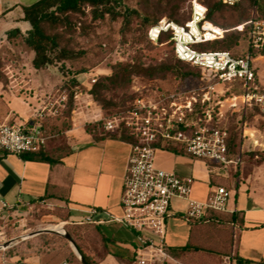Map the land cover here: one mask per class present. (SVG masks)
Listing matches in <instances>:
<instances>
[{
    "label": "built area",
    "instance_id": "1",
    "mask_svg": "<svg viewBox=\"0 0 264 264\" xmlns=\"http://www.w3.org/2000/svg\"><path fill=\"white\" fill-rule=\"evenodd\" d=\"M212 1L235 6L246 0ZM248 1L250 18L234 27H223L209 20L210 7L206 0H189L190 17L183 23L162 17L150 27L151 41L157 43L163 33L169 34L176 57L200 70L203 84L198 88L139 95L125 110L110 116L103 114L89 91L74 93L75 119L101 122L104 131L125 129L129 134L131 153L121 198L123 214L109 219L123 222L136 233L132 264H166L171 258L166 237L168 218L174 214L172 201L175 197L187 198L193 191L194 178L160 167L156 162L157 151H175L179 145L194 158L217 161L224 169L232 165L236 171L242 163L243 147L230 157L229 131L218 125L227 113L240 114L241 140L249 137L254 145L260 144L253 123L246 117L256 111L254 118L264 120V83L259 81L255 65V61L264 60V0ZM233 30L245 32L248 46L243 55L230 50L194 48L223 39ZM97 78L98 73H94L89 85ZM67 98L64 93L55 102H45L32 117L0 123V152L22 155L44 150L49 135L40 119L46 110L57 112L55 104L63 106ZM229 196L228 188L218 185L209 192L206 201L190 199L182 216L187 221L202 220L209 209L228 211ZM90 212L94 214L97 210ZM224 258L226 264H238L234 252Z\"/></svg>",
    "mask_w": 264,
    "mask_h": 264
},
{
    "label": "crops",
    "instance_id": "2",
    "mask_svg": "<svg viewBox=\"0 0 264 264\" xmlns=\"http://www.w3.org/2000/svg\"><path fill=\"white\" fill-rule=\"evenodd\" d=\"M37 1L39 0H0V47L9 44V29L19 27L26 31L30 28V22L23 19L24 9ZM35 70L39 74L34 79L33 87H38L36 93L40 97L37 99L26 96V100L36 104L35 110H38L46 98L43 92L52 86L53 79L45 72L47 68ZM9 96V93L0 94V123L31 117V114L22 113L27 112V101ZM113 133L115 132L110 136L101 133L95 138L81 126L68 130V146L71 151L55 163L0 152V209L25 208L27 205H34L33 200L47 196L49 202H40V206L59 207L69 214L71 218L61 220L62 225L69 223L75 226V236L82 247L92 245L91 248L96 253H87L97 264H125L117 256L128 259L129 264H132L137 244L136 233L123 222L109 219L110 216L123 214L121 198L131 153L130 143ZM157 164L188 175L179 169L177 163L171 166L159 162ZM262 170L260 165L247 168L241 163L240 177H234L232 183L236 190L230 192V206L228 211H224H237L240 216L241 227L235 226V237L229 252H234L238 264H264V192L258 190V186L264 184ZM206 177L208 176L205 179ZM245 184L247 188L242 190ZM203 185L197 182L189 197L173 199L174 214L167 221L168 247L184 246L189 241L191 226L187 225L186 219H180L175 213H184L190 199L206 201L209 187L203 193ZM92 209L97 212L92 214ZM55 217L58 218L57 215ZM28 262L40 264L41 257L32 256L28 258Z\"/></svg>",
    "mask_w": 264,
    "mask_h": 264
},
{
    "label": "rangeland",
    "instance_id": "3",
    "mask_svg": "<svg viewBox=\"0 0 264 264\" xmlns=\"http://www.w3.org/2000/svg\"><path fill=\"white\" fill-rule=\"evenodd\" d=\"M208 2L210 5L213 4L212 0H208ZM123 3L127 7H135L139 9V11L143 15H148L151 18H153L157 14L156 11H164V5L161 4L159 0H123ZM219 6L220 7L212 14L213 19L209 17L208 19L223 27H234L240 24L242 18L245 20L250 18L252 13L251 7L248 4H244L242 6L241 4H238L236 7L226 5ZM178 11L181 21L187 19L190 14L189 0L182 2ZM161 16L165 17L166 15L162 14ZM73 21L77 22V28L72 31V34L65 33L66 36L64 38V41H66V43L70 47H72L75 52L78 53V65H72L71 69L70 67H68V65L70 64L67 63H64L63 67L60 66V63L47 67V70H45V72L51 76L53 82L52 86L43 92V96L46 98L44 99L45 101L40 105L43 106L45 102H55L56 99H58L62 94L72 92V109L67 118H65L66 121L70 123L71 129L75 127L78 128L80 126L86 128L88 125L96 124L98 125V130L104 131L101 122L92 123L86 120H79L74 118L76 117V114L73 111L76 106L74 93L76 90L90 92V77L94 73H98V77L100 75H106L110 72L111 63L140 58L141 61L145 64H155L160 63L165 59H171L174 64L178 65L179 69L185 70L189 68V65L187 63L180 64L177 62V59L174 56L169 44H156L145 37L142 31H138L135 34L136 36H134L131 31L133 28L138 26V23L135 20L133 21L130 29L125 32V35L122 34L121 31L122 19L118 18L116 20H113L108 15H106L103 19H93L89 12V7L85 8L84 14L74 15ZM237 32L239 31L233 30L229 33ZM239 38V45L235 47L234 50L236 52L242 53L247 48L248 43L246 37L243 34L240 35ZM194 48L200 51L210 48V46L196 45L194 46ZM0 55L4 58V72L7 77V80L5 82L0 81V94L2 93V95H4L5 93H9V97H16L21 101H27L25 103L27 112L22 111V113L31 114L32 117L36 111L35 108H37V105H33V103L28 102L26 98H31V96H34L38 99L40 97L36 93L38 87H33L34 79H36L37 74H39V71L35 70L36 68H34L31 63L33 53L29 51L25 47V45L19 43L15 46L7 44L0 47ZM255 65L257 67L256 71L258 79L261 83H264V60L259 59L255 61ZM82 66L85 67L86 73L77 76L82 82L78 83L77 85H72L71 75L77 74V71ZM195 68L197 69V67ZM202 84L203 81L195 75L180 78L176 77L172 73H168L164 78L153 79L136 76L133 78L129 87L111 90L106 93V96L111 97L114 102L127 105L130 102L133 94L155 96L167 89H195ZM91 98H93L96 104L101 107V105L95 100L94 97ZM55 107L58 108L57 112H50L49 110H46V114L40 119L44 126H46V124L53 126L55 118H60L62 117V115L66 114L65 111L67 109V106H61L56 103ZM223 108L225 109V107ZM102 112L104 115H106L103 109ZM228 116L226 118H223L222 121L218 123V125L224 126L225 122L231 123L232 118H229ZM15 121L19 122L20 119L16 118ZM252 123L253 128L256 131V137L259 140L260 144L254 145L253 140L249 137L241 140L239 128L240 143L237 147V153L239 152L240 148L243 147L242 164L247 168L254 165H260L261 167H263L262 171L264 173V121L261 120V118H257L254 119ZM117 131H105V134L110 136L112 132ZM46 133L49 135V139L47 142L48 146L53 143L54 139H59V142L63 141L66 145H68L70 137V135L67 134L68 130H64L62 133L52 132L51 134H49L46 130ZM250 149H253L254 154L249 152ZM156 160L157 162L165 166H171L177 163L179 169H181L185 173H188V175L194 178V184L197 182L204 184L201 187L203 193L205 192L207 187H209L208 192H210L218 186L216 184H208L210 183L211 175L213 174L222 176L229 180V192L236 190L235 186L232 187L233 178L235 177V170L232 165L224 169L217 161L194 158L193 156L183 151V149L179 145L176 146L175 151H157ZM175 172L183 174L178 170H175ZM205 176H208L206 177L207 181L205 179ZM242 187V190L246 189L247 184ZM258 188L259 191L264 192V184L258 186ZM228 206H230V202L228 203ZM52 211H55L54 208H49L47 206L35 207L32 204L27 205L25 208L15 207L0 209V244L11 239H16L36 229L47 227L50 224L62 225L63 221L55 217ZM178 217L182 220H185L183 216ZM187 225L190 227V222H188ZM70 226L71 224L69 223H65L64 225V229L69 233ZM63 238L66 239L65 237ZM208 240L209 239L204 240L205 244H212L211 240ZM23 241H20L19 243L11 246L15 248H12L10 250L8 249L11 247L0 249V264H4L6 261L9 264H12L16 263L17 261L22 262L23 260L29 263L28 258L32 256L25 258L22 257L21 243ZM58 241H60L61 243L63 242L62 240L57 239L56 243H58ZM67 243L69 244L68 241ZM17 245L19 246L16 248ZM91 246V244L84 245L82 249L86 253L94 252ZM15 252H17V254H15ZM96 257L99 258L98 255H96ZM68 261L70 262V264H84L76 254L69 257ZM166 264H226V262L224 257L222 258L216 253L212 254L206 251H201L189 253L185 256L183 263L176 262L172 258H168Z\"/></svg>",
    "mask_w": 264,
    "mask_h": 264
},
{
    "label": "trees",
    "instance_id": "4",
    "mask_svg": "<svg viewBox=\"0 0 264 264\" xmlns=\"http://www.w3.org/2000/svg\"><path fill=\"white\" fill-rule=\"evenodd\" d=\"M152 1V0H150ZM164 6V11H156V15L151 18L148 15H143L139 9L135 7H127L124 5L123 0H39L24 9V20L30 22V28L26 31H22L19 27L9 29L7 31L8 45L15 46L19 43L25 45V47L33 53L31 59L32 66L36 69H45L51 65L60 63L70 64L68 67L72 68V65H78L77 52L70 47L64 38L65 33L72 34V31L77 28V22L73 21V16L78 14H84L85 8L89 7V12L93 19H103L108 15L113 20L122 19V34L130 29L133 21H137L138 26L133 28L131 33L135 34L139 31L143 32L145 37H148V31L159 19L162 18V14L168 20L183 23L189 17L183 21L179 18L180 4L186 0H159ZM157 2V1H156ZM206 2L209 4L208 0ZM242 5L248 4L251 6V2L246 0L239 3ZM238 5V4H237ZM237 5L233 6L236 7ZM210 12L208 17L213 19L212 14L220 6L213 2L209 4ZM245 19H241L244 22ZM245 36V32L227 33L223 39L216 41L201 43L199 45H209L210 48L205 50H230L235 55H243V52H236L235 47L239 45L240 35ZM150 40V39H149ZM153 42V41H152ZM156 44H169L172 52L175 55L172 41H169V34L163 33ZM254 52V51H253ZM177 59L178 63H187L180 59ZM188 69L181 70L178 65L174 64L171 59H165L160 63L145 64L140 58L127 61H117L111 63L110 72L106 75H100L96 82L90 85V93L95 100L101 105L106 116L117 114L125 110L129 103L133 101L138 94H133L130 102L127 105H123L118 102H114L111 97H107L106 93L118 89L127 88L130 86L132 80L136 76L153 78H164L168 73L174 74L176 77H189L195 75L200 78V70L195 66L187 63ZM71 72V71H68ZM86 73L85 67H80L77 74L71 75L72 85L81 83L80 78L77 76ZM7 77L4 72V58L0 55V81H6ZM178 90V88L167 89L161 93H170ZM68 98L65 103L67 109L66 114L60 118H55L53 126L46 124L43 127L49 134L52 132L62 133L64 130L71 129L70 123L66 121L68 114L72 109V92L67 93ZM256 111L251 112L246 118L248 121L253 122L254 114ZM229 115V116H228ZM232 118V122H225L224 126L229 131L228 146L229 156L233 157L237 153V147L240 143L239 139V125L241 117L239 113H227L226 117ZM225 117V118H226ZM261 120H263L261 118ZM264 121V120H263ZM98 125H88L86 130L90 132L95 138L99 137L101 133L105 134V131L98 130ZM114 136L129 142L130 137L125 129L119 130L113 133ZM171 148L170 146H167ZM174 150V149H172ZM71 149L65 142H59V139H54L53 143L42 150L39 153L22 154L24 158H35L40 160H46L51 163L58 162L60 158L68 153ZM254 154L253 151H249ZM241 164L238 165L235 171V177H240ZM223 185L228 188L229 180L218 175H211L210 185ZM35 207H40V202H49L47 196L35 199L32 201ZM55 211H52L60 220H68L69 214L62 208L55 207ZM176 216H182V213H175ZM191 224V234L189 241L186 245L180 247H168V253L176 260L183 262L185 256L191 252L206 251L208 253L217 254L220 257L226 256L233 244V234L235 226L241 227L240 216L237 211L223 212L213 209H209L205 219L202 220H189ZM70 234L76 241L81 253L85 260L89 264H97L93 257L86 253L75 236V226H70ZM62 240L61 243L58 241ZM211 240L212 244H205L204 240ZM54 240V241H53ZM208 240V241H209ZM22 245V257H30L39 255L41 257L40 264H59L63 261H68V258L74 256V252L66 239L55 233H40L33 236L21 243ZM209 245V246H208ZM19 245L16 246V248ZM15 248L11 247L8 250ZM7 250V251H8ZM17 254V252H15ZM22 258V259H23ZM117 258L125 263L129 264V260L122 256ZM16 264H28L24 260L22 262L17 261Z\"/></svg>",
    "mask_w": 264,
    "mask_h": 264
},
{
    "label": "water",
    "instance_id": "5",
    "mask_svg": "<svg viewBox=\"0 0 264 264\" xmlns=\"http://www.w3.org/2000/svg\"><path fill=\"white\" fill-rule=\"evenodd\" d=\"M55 233V234H58V235H61L63 237H65L67 239V241L69 242L71 248L73 249V251L75 252V254L78 256V258L84 263V264H89L83 254L81 253L76 241L73 239L72 235L66 231L65 229H60V228H48V227H43V228H39V229H36L32 232H29V233H26L16 239H11L7 242H4L2 244H0V249H6V248H9L17 243H19L20 241H23L25 239H28L30 237H33L35 235H38L40 233Z\"/></svg>",
    "mask_w": 264,
    "mask_h": 264
},
{
    "label": "bare ground",
    "instance_id": "6",
    "mask_svg": "<svg viewBox=\"0 0 264 264\" xmlns=\"http://www.w3.org/2000/svg\"><path fill=\"white\" fill-rule=\"evenodd\" d=\"M48 228H60V229H64V226L61 224H50L49 226H47Z\"/></svg>",
    "mask_w": 264,
    "mask_h": 264
}]
</instances>
